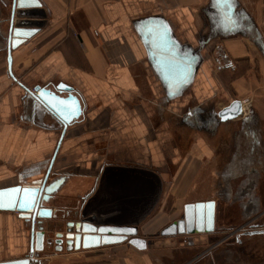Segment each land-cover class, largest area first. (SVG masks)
I'll return each instance as SVG.
<instances>
[{"label":"crops","instance_id":"0c3cea01","mask_svg":"<svg viewBox=\"0 0 264 264\" xmlns=\"http://www.w3.org/2000/svg\"><path fill=\"white\" fill-rule=\"evenodd\" d=\"M42 2L46 24L12 51V77L2 44L11 0H0V188L42 179L62 132L21 83L55 89L63 82L73 87L82 114L67 129L51 172V181L66 176L47 205L58 216H73L96 191L104 167L117 165L150 169L163 182L156 218L139 226L142 237L198 201H216V231L209 234L215 241L264 217V45L244 31L226 34L216 27L211 0ZM237 2L248 11L244 0ZM153 17L170 24L184 52L199 55L192 82L176 96H169L138 28ZM216 44L230 66H220ZM234 99L242 100L244 114L223 121L219 112ZM204 247L139 250L124 242L44 250L38 257L43 264H210ZM29 249L24 220L0 210V261L25 257ZM222 251L215 257L233 264L229 251Z\"/></svg>","mask_w":264,"mask_h":264},{"label":"water","instance_id":"95a60500","mask_svg":"<svg viewBox=\"0 0 264 264\" xmlns=\"http://www.w3.org/2000/svg\"><path fill=\"white\" fill-rule=\"evenodd\" d=\"M211 5L216 27L221 31L255 32V26L245 11L239 10L237 0H211ZM6 19L9 29L3 42L7 50L8 73L14 77L12 51L41 30L46 24L47 14L42 0H11ZM138 28L146 45H149L150 57L166 84L169 96L180 94L192 82L199 55L192 51L184 52L173 37L170 24L162 18H148ZM21 85L37 109L50 113L60 123L62 132L42 179L0 188V210L17 212L30 232L29 253L22 258L0 261V264H43L38 253L44 250L72 252L124 242L139 250H154L210 243L209 234L216 231L215 200L186 204L184 214L166 225L160 231V237L139 235V224L152 212L163 190L160 175L142 167L105 166L96 191L86 199L81 209L76 210L73 216H58L57 209L47 205L64 185L66 176L51 181V172L68 127L82 114V105L73 93V87L63 82L55 89L43 85L31 89ZM57 91H67L68 95L62 96ZM243 114L244 104L240 99L232 100L219 112L223 121ZM142 176L154 179L156 183L152 181L147 188L141 183L144 181ZM261 232L264 230L251 233Z\"/></svg>","mask_w":264,"mask_h":264},{"label":"flooded vegetation","instance_id":"af4514ba","mask_svg":"<svg viewBox=\"0 0 264 264\" xmlns=\"http://www.w3.org/2000/svg\"><path fill=\"white\" fill-rule=\"evenodd\" d=\"M245 13L255 26V32L252 34L248 31H244L246 35L252 38L255 43L259 44L260 46L264 45V36L259 27L254 23L253 18L251 17V13L245 10ZM213 23H216V20H213ZM259 28V29H258ZM260 30V31H259ZM226 33V31H224ZM227 34V33H226ZM4 40V38H3ZM4 46V42H2ZM219 45L216 44L212 47L213 53L215 52L216 58L220 61V66H230L232 64L231 60L224 55V52L221 50ZM264 216V215H263ZM238 231L233 234L231 238H227L225 235L224 240L221 243V250L222 252H228L232 257H234L233 264H264V232L261 233H251L253 231H260L264 230V217L259 216L253 219L252 222L246 221L238 226ZM223 238V237H222ZM215 242L214 238L210 239V243ZM220 251V250H219ZM218 251V252H219ZM217 251L212 252H204L202 255L208 257L210 255L211 262L210 264H223L222 258L215 257V254L218 253ZM260 252L263 254V258H260ZM202 253V252H201ZM219 254V253H218ZM224 255V253H222ZM220 256V255H218ZM261 256V257H262ZM213 257V258H212ZM215 257V258H214ZM223 257V256H222ZM201 261L200 259H194L189 264H199ZM227 264H230L227 262Z\"/></svg>","mask_w":264,"mask_h":264},{"label":"rangeland","instance_id":"374dc122","mask_svg":"<svg viewBox=\"0 0 264 264\" xmlns=\"http://www.w3.org/2000/svg\"><path fill=\"white\" fill-rule=\"evenodd\" d=\"M244 2H245L246 6L243 7V8H247L248 11L254 16V18L256 20V23L258 24V26H259V28H260L263 36H264V0H244ZM72 125H70L68 128H70ZM156 206H157V204L152 209V212L139 225H142L145 221H149L151 218H154V217L156 218V215L155 214L153 215V212L156 210ZM160 216H162V215H160ZM148 218H150V219H148ZM165 221H167V218L165 219ZM155 222H157V221H155ZM237 228H239V227H236L233 230L232 229L228 230L229 233L228 232H225V233L229 235V238H231L232 235L235 234L238 231V230H236ZM161 230L162 229H157V231L149 230L150 231V235L148 234L149 236L147 238L160 237V231ZM139 235H140V232H139ZM225 235L223 236V240H224ZM221 238H222V236L218 237V239L215 242H213V243H211L209 245H206V247H204V248H206V250L204 252L207 251V252L214 253L216 251L221 250V243L223 241ZM203 253H201V254H203Z\"/></svg>","mask_w":264,"mask_h":264},{"label":"bare ground","instance_id":"6f19581e","mask_svg":"<svg viewBox=\"0 0 264 264\" xmlns=\"http://www.w3.org/2000/svg\"><path fill=\"white\" fill-rule=\"evenodd\" d=\"M142 178L144 179V182H145V184H146V187L148 188V184H151L152 185V181H154V179L152 180V179H149V178H147V177H144V176H142ZM155 183H156V181H154ZM154 183V184H155ZM152 188H150V190H151Z\"/></svg>","mask_w":264,"mask_h":264},{"label":"built area","instance_id":"2783aa9c","mask_svg":"<svg viewBox=\"0 0 264 264\" xmlns=\"http://www.w3.org/2000/svg\"><path fill=\"white\" fill-rule=\"evenodd\" d=\"M239 228H237L236 230H238Z\"/></svg>","mask_w":264,"mask_h":264}]
</instances>
